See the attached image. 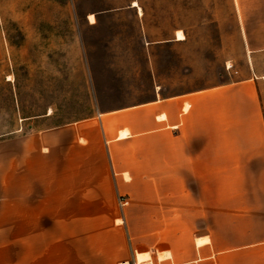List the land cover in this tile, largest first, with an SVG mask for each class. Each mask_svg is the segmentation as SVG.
Masks as SVG:
<instances>
[{
	"label": "rangeland",
	"instance_id": "1",
	"mask_svg": "<svg viewBox=\"0 0 264 264\" xmlns=\"http://www.w3.org/2000/svg\"><path fill=\"white\" fill-rule=\"evenodd\" d=\"M137 1L142 10L134 0H0V140L72 128L73 144L58 158L82 166L69 167L67 181L74 177L77 191L88 177L83 189L105 195L90 200L91 231L103 227L117 239L120 226L129 242L135 232L138 251L150 250L154 264H209L195 260L205 255L196 246L210 234L202 228L210 202L198 197L196 206L193 196L215 193L236 204L238 193L263 192L264 154L244 151L247 160L217 169V183L184 184L176 135L152 146L164 151L118 145L123 172L106 139L124 129L130 136L120 119L130 106L241 79L257 86L264 114V40L245 37L242 6L251 0Z\"/></svg>",
	"mask_w": 264,
	"mask_h": 264
},
{
	"label": "crops",
	"instance_id": "2",
	"mask_svg": "<svg viewBox=\"0 0 264 264\" xmlns=\"http://www.w3.org/2000/svg\"><path fill=\"white\" fill-rule=\"evenodd\" d=\"M242 7L249 8L242 19L246 39L264 40V0H251ZM248 80L181 96H160L128 107L120 119L130 124V136L123 128L127 134L110 133L111 138L106 139L115 171L123 172L117 146L126 140L140 142L145 151H164L169 149L152 146L166 139L169 143L176 135L181 140L184 184L217 183V169H232L235 161L247 160L241 159L244 151L264 154L261 100L257 86ZM185 103H189L187 108ZM57 127L0 140V264H154L150 250L138 251L135 243L139 246L141 242L131 229V240L136 239L131 242L125 240L120 226L116 227L117 239L103 227L90 230L88 219L84 220L90 215V200H105V195L93 193L92 197L83 189L88 177L82 176L77 181L82 190H73L74 177L68 176L67 181L68 168L82 165L60 160L58 151L73 144L76 132ZM198 197L210 202L209 212L204 214L208 219L202 222L210 234L197 238L196 251L205 257L195 261L208 258L209 264H264V191L238 193L236 204L227 197L216 198L215 193L201 191L193 196L195 202ZM165 255H173L172 250H165Z\"/></svg>",
	"mask_w": 264,
	"mask_h": 264
},
{
	"label": "bare ground",
	"instance_id": "3",
	"mask_svg": "<svg viewBox=\"0 0 264 264\" xmlns=\"http://www.w3.org/2000/svg\"><path fill=\"white\" fill-rule=\"evenodd\" d=\"M133 4L135 5V6H139V8L142 10V8H141V6H140V4H139V2L137 1V0H134V2H133ZM93 14V13H92ZM93 16V15H92ZM93 18H94V16H93ZM186 36H185V34H184V32H182V30H179L178 31V35H177V39H184ZM164 116V115H163ZM128 133V131L127 130H125V131H122L121 132V135H125V134H127ZM126 264H129L128 262L126 263Z\"/></svg>",
	"mask_w": 264,
	"mask_h": 264
},
{
	"label": "built area",
	"instance_id": "4",
	"mask_svg": "<svg viewBox=\"0 0 264 264\" xmlns=\"http://www.w3.org/2000/svg\"><path fill=\"white\" fill-rule=\"evenodd\" d=\"M128 261H123L122 264H126ZM130 264V262H128Z\"/></svg>",
	"mask_w": 264,
	"mask_h": 264
}]
</instances>
